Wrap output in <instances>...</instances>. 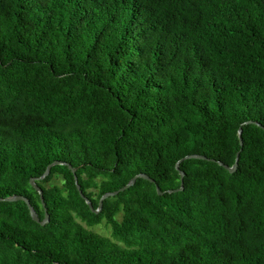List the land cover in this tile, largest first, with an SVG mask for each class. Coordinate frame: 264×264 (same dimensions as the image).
Masks as SVG:
<instances>
[{
	"label": "trees",
	"instance_id": "16d2710c",
	"mask_svg": "<svg viewBox=\"0 0 264 264\" xmlns=\"http://www.w3.org/2000/svg\"><path fill=\"white\" fill-rule=\"evenodd\" d=\"M56 161L155 183L53 167L0 264H264V0H0V199Z\"/></svg>",
	"mask_w": 264,
	"mask_h": 264
},
{
	"label": "water",
	"instance_id": "95a60500",
	"mask_svg": "<svg viewBox=\"0 0 264 264\" xmlns=\"http://www.w3.org/2000/svg\"><path fill=\"white\" fill-rule=\"evenodd\" d=\"M249 123H252V122H248V123H245V124H249ZM241 134H242V127H240V129H239V137H240V143H241V145H243V141H242V138H241ZM190 159L208 160L205 156H202V155H189V156H186L185 158L181 159L176 164V170L181 175V180H182L181 186L177 190H169V191H167L168 194L182 192L184 190V182H183V180L185 178V173L180 170V164L183 161L190 160ZM238 161H239V154H237L236 162H235L234 166H232V167L226 166V165H224L221 162H219L218 164L220 166L224 167L229 173L233 174V173H235L237 171ZM58 165H66V166H68L69 170L72 171V173L74 175V178H75V184H76V187H77V189L79 191L80 196L86 202V204L89 206L90 210L94 214L100 213V211L102 210L103 203H104L105 200H107L108 198H111V197H115V196L119 195L122 192H125L126 190H128L129 188H131L133 185H135V183H136V181H137L138 178H141V179L150 181L151 183H155V181L153 179H151L149 176H147L145 174H139V175L135 176L134 178H132L131 181L125 187L121 188L120 190L115 191V192H111V193H106L105 195H103L101 197L100 201H99L98 209H94L92 202L84 195V193H83V191H82V189H81V187L79 185L78 177L76 175L78 168H73L70 164H66V163H63V162L56 161V162H53L52 164H50L46 168L44 174L41 177H39V178H31V180H30V185L40 195V199H41L42 205L44 207L45 218L43 220L40 219V217L37 214V212L35 211L34 207L31 205L29 199H27V198H25L23 196H14V197H11V198L0 199V203L1 202H17V201H23V202H25L26 205L29 208V211H30V215H31L32 220L34 222H36L37 224L41 225V226H45L46 224L49 223L50 216H49L48 211H47V208H46V204H45V201H44V196H43L42 189L37 185V182L45 180L50 175L52 168L55 167V166H58ZM156 188H157L158 195L162 196V195L165 194L164 192H162L160 190V188L158 186Z\"/></svg>",
	"mask_w": 264,
	"mask_h": 264
},
{
	"label": "rangeland",
	"instance_id": "374dc122",
	"mask_svg": "<svg viewBox=\"0 0 264 264\" xmlns=\"http://www.w3.org/2000/svg\"><path fill=\"white\" fill-rule=\"evenodd\" d=\"M54 184L61 187L62 181L60 180V178H56ZM91 230L94 231L95 233H98L99 235L111 238V230L105 225V223L95 226L91 228Z\"/></svg>",
	"mask_w": 264,
	"mask_h": 264
}]
</instances>
